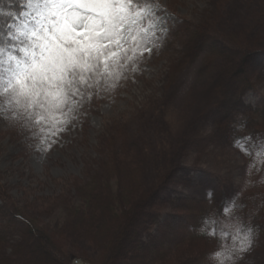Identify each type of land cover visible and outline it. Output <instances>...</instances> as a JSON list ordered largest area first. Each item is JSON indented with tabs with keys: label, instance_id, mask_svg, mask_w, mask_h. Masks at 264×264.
Returning <instances> with one entry per match:
<instances>
[{
	"label": "rangeland",
	"instance_id": "1",
	"mask_svg": "<svg viewBox=\"0 0 264 264\" xmlns=\"http://www.w3.org/2000/svg\"><path fill=\"white\" fill-rule=\"evenodd\" d=\"M162 3L172 17L167 39L161 41L155 54L148 53L150 59L141 66L143 71L134 70L119 88L98 95L84 109L85 114L78 117L80 126L73 125L70 131L58 137L55 147L46 150L36 147L27 130L16 129L17 125L0 115L3 182L42 224L53 225L57 230L61 222L65 223V199L61 196L70 194L77 180L87 178L89 173L101 167L102 148H106L104 142L115 134L131 137L128 138L129 145L135 159L146 158L143 145L154 147L152 156L162 158L164 149V154L169 156L162 166L172 172L166 194L173 202L149 236L151 240L173 242L190 235L195 223H189L187 216L190 213H183L178 206H188L183 202L186 197L212 205L222 189V177L227 178L235 193L248 187V156L220 131L218 125L242 102L243 112L235 124L249 120L247 108L264 107V54L254 61L262 78L261 91H250L243 96L236 91L238 87H230L234 86L230 85V79L221 74L223 56L210 57L211 48L201 55L196 54V46L180 28L185 20H190L194 24L206 21L220 27L224 24L227 31L240 29L245 26V17L254 4L248 0H162ZM9 127L14 134L4 135L3 129ZM244 130L240 129L241 132ZM150 160L156 167L157 162ZM213 190L216 192L214 200L210 196ZM252 191L250 186L244 193L247 195ZM58 199L60 203H57ZM0 203L5 201L0 198ZM209 215L198 216V223L206 226ZM224 222L225 230L234 233L242 226L238 218L237 227H229L228 219ZM13 223L15 228L20 227L16 230L18 240H21L23 230L31 236L29 227L23 229L21 223ZM215 236L222 238L219 233ZM255 239L257 243L253 250L237 252L238 259L233 264H239L245 254H250L252 264H264V235L257 232ZM38 248L39 244H36L31 253L34 258L45 255ZM11 254L9 251L6 257ZM81 259L94 264L78 253L73 255L72 263L79 264ZM124 264L139 263L130 260Z\"/></svg>",
	"mask_w": 264,
	"mask_h": 264
},
{
	"label": "trees",
	"instance_id": "2",
	"mask_svg": "<svg viewBox=\"0 0 264 264\" xmlns=\"http://www.w3.org/2000/svg\"><path fill=\"white\" fill-rule=\"evenodd\" d=\"M248 2H253L254 6L246 15L243 28L227 31L224 24L221 27L207 21L194 24L190 20H185L180 28L196 46V54L201 55L211 48L210 57L223 56L219 70L227 80L230 79V85H234L230 87H238L236 91L243 96L250 91H261L262 78L254 61L264 54V0ZM243 106L244 102L235 106L228 118L222 119L218 125L232 142L236 141L238 134H255L257 138L264 134V107L247 108L249 127L243 132L238 129L239 124L234 121L239 119ZM128 138L131 139L124 133L115 134L105 141L101 167L89 173L87 178L77 180L70 194L61 196L65 199L66 215L63 217L65 223L61 222L57 230L53 225L42 224L36 215L19 203L0 174V198L5 201L0 203V264H73L75 253L94 264H124L130 260L139 264H188V261L215 264L217 260L213 254L224 246V240L204 232L205 226L198 223L197 217L210 213L227 220L230 215L226 212L227 206L237 198L241 206L235 209V215L241 225L254 226L256 233L264 235V170L258 164L250 174L252 158L247 155V186L253 188L252 193L245 195L248 187L233 192L227 178L222 177V189L212 205L186 197L183 202L188 206H178L183 213H190L187 216L189 223H195L190 235L173 242L149 239L173 202L166 194L172 172L162 166L169 156L164 154L165 149L162 158L152 156L154 147L143 145L146 158L135 159ZM150 159L157 162L156 167ZM59 199L57 203H60ZM13 222L21 223L23 229L29 227L31 236L23 230L21 240H18L16 230L20 227L15 228ZM36 244L45 252L42 258L31 256ZM9 251L12 254L6 257ZM238 263L252 264L250 254H245Z\"/></svg>",
	"mask_w": 264,
	"mask_h": 264
},
{
	"label": "snow or ice",
	"instance_id": "3",
	"mask_svg": "<svg viewBox=\"0 0 264 264\" xmlns=\"http://www.w3.org/2000/svg\"><path fill=\"white\" fill-rule=\"evenodd\" d=\"M171 19L162 0H0V115L27 130L36 147H55L98 95L143 71ZM235 143L252 158L250 174L258 164L264 170V134H238ZM238 201L227 206L229 227H237ZM203 230L233 235L216 215ZM255 233L243 224L235 238L250 251Z\"/></svg>",
	"mask_w": 264,
	"mask_h": 264
},
{
	"label": "clouds",
	"instance_id": "4",
	"mask_svg": "<svg viewBox=\"0 0 264 264\" xmlns=\"http://www.w3.org/2000/svg\"><path fill=\"white\" fill-rule=\"evenodd\" d=\"M232 233L233 235H225L224 233H219V235H221L224 240V246L218 249L213 254V257L218 261V264H233V262L238 259L237 252L244 250V241L237 240L235 238V233L233 231ZM216 234L218 233H214V235ZM245 235H247V232L245 233Z\"/></svg>",
	"mask_w": 264,
	"mask_h": 264
},
{
	"label": "bare ground",
	"instance_id": "5",
	"mask_svg": "<svg viewBox=\"0 0 264 264\" xmlns=\"http://www.w3.org/2000/svg\"><path fill=\"white\" fill-rule=\"evenodd\" d=\"M3 132H4V135H7V136L12 133L14 134V130L12 129V127L4 128ZM80 264H86V263H84L83 261H80Z\"/></svg>",
	"mask_w": 264,
	"mask_h": 264
}]
</instances>
